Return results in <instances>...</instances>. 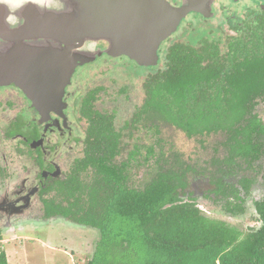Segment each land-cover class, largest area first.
<instances>
[{
	"label": "trees",
	"instance_id": "trees-1",
	"mask_svg": "<svg viewBox=\"0 0 264 264\" xmlns=\"http://www.w3.org/2000/svg\"><path fill=\"white\" fill-rule=\"evenodd\" d=\"M191 30L182 36L198 38L169 45L161 68L130 75L145 100L125 120V162L115 160L124 144L111 121L97 122L96 137L87 142L99 149L96 162L88 155L78 170L91 165L95 189L76 220L97 230L98 239L85 264H264V195L253 201L254 225L244 232L205 217L182 197L191 176L205 175L213 186L205 199L228 217L245 215L254 179L243 175L238 189L223 178L253 172L264 158V122L251 112L264 101V47ZM171 127L178 138L213 142L207 168L181 160L167 146L160 134ZM259 168L264 180V166ZM0 264H8L2 250Z\"/></svg>",
	"mask_w": 264,
	"mask_h": 264
},
{
	"label": "flooded vegetation",
	"instance_id": "flooded-vegetation-1",
	"mask_svg": "<svg viewBox=\"0 0 264 264\" xmlns=\"http://www.w3.org/2000/svg\"><path fill=\"white\" fill-rule=\"evenodd\" d=\"M164 1L172 7L185 2ZM65 3L71 11L58 14L42 12L34 0H25L24 7L17 13L24 23L13 30L16 32L10 42L0 40V53L11 52L17 48L18 39H22L17 52L37 57L15 81L0 85V234L61 221L81 229H92L76 220L83 214L86 204L82 202H86L88 192L95 189L90 178L91 165L83 171L78 170L88 155L96 162L99 149L87 142L96 137L97 122L105 126V122L111 121L116 133L121 134V145L124 144L115 160L125 162V106L128 104L129 112L134 114L145 100L139 86L137 100L126 96L125 85L108 95L107 87L113 80L121 79L120 74L133 75L139 68H161L167 47L177 43L181 31H193L195 27L210 30L212 36L222 40L242 38L262 43L264 47V0H214L208 4L212 12L209 17L188 15L178 32L159 46L158 63L141 67L125 54H119L102 37L85 39L83 43L77 42V37L67 38L60 27L62 23L48 38L32 32L33 22L27 20H33V10L37 16L79 18L82 15L80 5H125V0H65ZM1 9L0 30L5 31L8 30L5 17L9 13L6 7L1 6ZM43 49L46 52L41 51ZM262 108L264 101L259 100L251 112L264 122L258 113ZM259 164L264 166L261 161L254 164L253 172L232 171L223 181L240 189L241 177L250 175L254 179L251 187L258 177L264 184L262 173L258 172ZM189 181L182 196L187 201L205 199L213 188L205 175H193ZM74 196L84 198L79 201ZM90 247L93 251L94 245Z\"/></svg>",
	"mask_w": 264,
	"mask_h": 264
},
{
	"label": "water",
	"instance_id": "water-1",
	"mask_svg": "<svg viewBox=\"0 0 264 264\" xmlns=\"http://www.w3.org/2000/svg\"><path fill=\"white\" fill-rule=\"evenodd\" d=\"M145 1L149 4L144 5ZM213 1L185 0L183 5L172 7L166 5L164 0H125V5H80L82 15L79 18L37 16L36 10H33V20L27 21L33 22L32 32L40 37L48 38L51 32L56 33L54 29L61 23L63 34L67 38H79L75 39L77 42L102 37L119 54H125L141 67H151L159 61L158 49L161 43L177 32L188 15L194 13L209 17L212 12L211 5L208 4ZM6 26L8 30H0V40L3 43L10 42L16 32ZM18 38L20 37H15ZM21 40L18 39L17 48H13L11 52L8 50L0 53V85L15 81L24 74L23 69L30 62L37 60L36 54L34 58L17 52L21 48ZM41 51L46 52L45 49Z\"/></svg>",
	"mask_w": 264,
	"mask_h": 264
},
{
	"label": "rangeland",
	"instance_id": "rangeland-1",
	"mask_svg": "<svg viewBox=\"0 0 264 264\" xmlns=\"http://www.w3.org/2000/svg\"><path fill=\"white\" fill-rule=\"evenodd\" d=\"M192 22V21H191ZM215 21L213 24L215 25ZM192 31V30H191ZM178 32V30H177ZM176 32V33H177ZM175 33V34H176ZM202 35V34H201ZM191 36H193L191 34ZM198 38L195 34L192 38L178 36L176 40H194ZM176 41V42H177ZM224 45L220 44L222 53ZM132 71V70H131ZM121 79L113 80L108 88V95L116 93L121 86L125 85V93L130 99L137 100L140 97L138 87L133 83L129 73L120 74ZM128 104L125 106V119H128L131 111ZM259 117L264 121V108L258 111ZM160 136L164 137L167 146L171 145L176 152L175 155L192 165H201L207 168V161L213 156L212 143L205 139L203 144L192 140H185L183 135L177 136L174 129L164 128ZM214 141V140H213ZM145 143L146 140H145ZM264 164V158H262ZM197 162V163H195ZM195 163V164H194ZM145 168H140L137 180H142ZM264 195V184L259 177L245 196L246 213L242 217H228L220 212L209 199L195 198L193 203L202 211L205 217L223 221L240 232L246 231L247 227L253 226L250 222V213L253 211V201L260 200ZM197 196V195H196ZM183 200H188L183 198ZM98 239V231L95 229H81L76 225H68L61 221L56 224H42L33 228L23 227L21 230L0 234V250L6 254L8 264H85L91 254L90 246Z\"/></svg>",
	"mask_w": 264,
	"mask_h": 264
},
{
	"label": "clouds",
	"instance_id": "clouds-1",
	"mask_svg": "<svg viewBox=\"0 0 264 264\" xmlns=\"http://www.w3.org/2000/svg\"><path fill=\"white\" fill-rule=\"evenodd\" d=\"M25 0H0V6L8 9V15L5 17V23L10 30H15L24 23V20L17 13L24 7ZM35 6L42 12L64 13L71 11L67 7L65 0H34Z\"/></svg>",
	"mask_w": 264,
	"mask_h": 264
},
{
	"label": "crops",
	"instance_id": "crops-1",
	"mask_svg": "<svg viewBox=\"0 0 264 264\" xmlns=\"http://www.w3.org/2000/svg\"><path fill=\"white\" fill-rule=\"evenodd\" d=\"M87 260V258H85Z\"/></svg>",
	"mask_w": 264,
	"mask_h": 264
}]
</instances>
